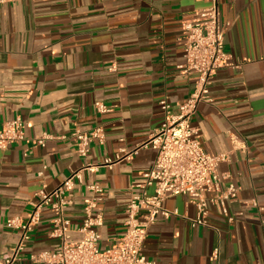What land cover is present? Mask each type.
I'll return each mask as SVG.
<instances>
[{"label": "crops", "instance_id": "0c3cea01", "mask_svg": "<svg viewBox=\"0 0 264 264\" xmlns=\"http://www.w3.org/2000/svg\"><path fill=\"white\" fill-rule=\"evenodd\" d=\"M210 0H9L0 4V128L24 119L25 139L0 149V257L16 244L19 231L6 225L12 215L27 218L40 191L50 192L85 163L133 151L165 121L160 102L172 112L195 88L185 62L182 21ZM219 16L229 23L224 48L241 68L218 69L211 102H200L193 124L210 154L229 153L219 171L240 189L228 203V221L210 206L209 226L191 225L196 206L184 194L163 205L177 213L159 214L150 227L144 254L154 264H261L264 261V0H219ZM110 107L99 112L95 103ZM102 126L105 140L93 139L90 153L76 152L70 135ZM64 139L33 143L43 133ZM156 150L142 147L130 160L96 172L84 170L68 208L71 238L80 239L86 185L98 181L104 192L99 247H111L124 233L126 206ZM44 166L46 168L44 169ZM44 169L43 176L38 172ZM148 193L153 187L147 188ZM255 200L257 206L246 201ZM52 212L42 211L15 264H33L30 254L53 250ZM215 248L220 255L210 256Z\"/></svg>", "mask_w": 264, "mask_h": 264}, {"label": "built area", "instance_id": "2783aa9c", "mask_svg": "<svg viewBox=\"0 0 264 264\" xmlns=\"http://www.w3.org/2000/svg\"><path fill=\"white\" fill-rule=\"evenodd\" d=\"M7 1L0 0V4ZM210 1L208 7L182 21L185 62L179 68L183 73L193 75L195 80V88L190 96L178 104L175 113L168 100L163 99L160 104L165 112V121L148 141L133 151L121 148L114 157H106L98 163H85L52 191L38 192V200L32 202L33 209L27 218L20 215L8 217L7 227L18 230L19 236L14 247L0 257V264H15L19 259L45 207L52 212L50 235L60 242L53 250L31 253L30 261L33 264H154L144 254L145 241L159 214L168 218L177 213L163 205L169 196L187 195L196 206L197 215L191 220L193 227L210 225L208 216L212 205L218 206L228 221L235 219L229 212L228 203L237 198L240 188L233 182L223 187L224 179L229 176L219 171V164L229 160V153L206 152L197 138L199 129L193 124L199 103L213 101L210 86L217 70L242 66V61L233 60L224 48L229 23L220 19L219 0ZM95 107L99 112L110 109L101 101L96 102ZM70 137L74 140L76 152L87 157L91 141L97 139L103 143L105 132L102 126H97L90 131L76 130ZM64 138V135L54 136L45 132L32 142L45 146L49 140ZM24 139V119L21 116L3 123L0 128V149H7L12 143ZM142 147H152L157 154L152 166L143 174V181L138 184L142 190L134 193L126 206L125 233L111 247H99V228L104 225V214L98 207L103 200L104 189L100 182L94 180L86 185L88 195L83 199V218L78 228L82 236L77 240L72 239V221L67 211L74 203V190L83 180V171L94 173L100 167L112 168L123 159L130 160ZM44 169L38 172L39 176H43ZM148 187H153L152 193H148ZM246 203L258 205L255 200ZM260 210H264V207H260ZM261 223L264 231V219ZM219 255V248H215L210 258L215 261Z\"/></svg>", "mask_w": 264, "mask_h": 264}]
</instances>
